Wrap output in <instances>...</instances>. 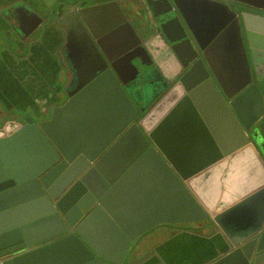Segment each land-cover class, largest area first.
I'll list each match as a JSON object with an SVG mask.
<instances>
[{
    "label": "water",
    "instance_id": "95a60500",
    "mask_svg": "<svg viewBox=\"0 0 264 264\" xmlns=\"http://www.w3.org/2000/svg\"><path fill=\"white\" fill-rule=\"evenodd\" d=\"M21 1L0 15L28 35L45 0ZM50 4L45 29L64 30L68 62L45 115L20 107L0 127V264H141L146 231L204 219L218 252L206 264H264V69L242 36L264 5Z\"/></svg>",
    "mask_w": 264,
    "mask_h": 264
},
{
    "label": "crops",
    "instance_id": "0c3cea01",
    "mask_svg": "<svg viewBox=\"0 0 264 264\" xmlns=\"http://www.w3.org/2000/svg\"><path fill=\"white\" fill-rule=\"evenodd\" d=\"M12 1L0 0V5L10 4ZM29 1L32 0H22L21 4L17 5L25 6L24 8L28 10ZM58 1L69 3L74 0ZM97 1L92 0V2ZM251 1L264 5V0ZM43 4H38L37 13L44 18L49 10L48 5H51L50 0H45V5ZM1 16L0 25L4 22ZM58 28H47L45 36L39 39L28 58L20 56L19 58L9 51L1 53L0 127L6 122L14 121L16 110L20 107L23 108V105H31L32 102L40 107H43L44 104L45 109L48 108L45 98L48 94H53V90L58 89L60 85L57 75L60 72V63L64 61L66 55L65 50L61 51L60 49L64 39L60 37ZM242 36L250 62L252 63L251 56L253 55L256 63L264 69V23L254 24L248 33L242 28ZM162 52L161 50L157 51V58L165 71H171L174 64ZM184 126L185 124L182 125L181 139L182 146L186 147L191 140L188 135L190 128L184 129ZM166 138L171 140L172 136H166ZM189 223L191 222H182V224L166 222L152 227L144 233L139 248L132 257L152 249L153 255L141 264H206L210 262L218 253L214 245L215 238L210 237V232L191 228Z\"/></svg>",
    "mask_w": 264,
    "mask_h": 264
},
{
    "label": "flooded vegetation",
    "instance_id": "af4514ba",
    "mask_svg": "<svg viewBox=\"0 0 264 264\" xmlns=\"http://www.w3.org/2000/svg\"><path fill=\"white\" fill-rule=\"evenodd\" d=\"M7 5V4H6ZM41 23L38 27H36L34 29V31L30 32L28 35H25V33L21 30V25L19 24V22L17 21V19L14 17V19L11 20V22H3L0 25V55L2 52H6L9 51L12 54H15L16 56H20L21 58H28L29 54H32V49L35 48L36 43L39 41V39H41V37L45 36V19L41 18ZM8 28V29H7ZM24 30L29 29V27L26 25H23ZM59 29V33H60V37L61 38H65L64 35V30L62 28H58ZM26 32V31H25ZM3 35H6L8 37V39L11 42H1V39H3ZM11 35V36H10ZM23 38V39H22ZM12 40H16L17 45L15 46L13 44ZM65 41V39H64ZM64 44V42H63ZM61 51L64 50V47L60 46ZM65 54V53H64ZM19 57V58H20ZM31 62V61H30ZM65 62L67 63V59L65 58L64 61L60 63L61 65H64ZM152 78V77H151ZM43 107H40L39 105H34L31 102V105H27L23 107H27V108H31V111L34 114H44L45 115V105H42ZM30 110L26 111V113L28 114H32L33 118L36 119L35 115H33V113ZM17 113V110H16ZM16 116V115H15ZM16 120L19 121V118L15 117V123L14 126H18V124L16 123ZM182 224V223H181ZM144 235V234H143Z\"/></svg>",
    "mask_w": 264,
    "mask_h": 264
},
{
    "label": "rangeland",
    "instance_id": "374dc122",
    "mask_svg": "<svg viewBox=\"0 0 264 264\" xmlns=\"http://www.w3.org/2000/svg\"><path fill=\"white\" fill-rule=\"evenodd\" d=\"M151 80V76L147 75L141 78V80H139V83L143 84L146 81H150ZM189 226L191 228H197L199 230H204V232H210V231H214L216 230V226L210 221V220H202V221H195V222H191L189 223Z\"/></svg>",
    "mask_w": 264,
    "mask_h": 264
},
{
    "label": "trees",
    "instance_id": "16d2710c",
    "mask_svg": "<svg viewBox=\"0 0 264 264\" xmlns=\"http://www.w3.org/2000/svg\"><path fill=\"white\" fill-rule=\"evenodd\" d=\"M204 220H207V219H204Z\"/></svg>",
    "mask_w": 264,
    "mask_h": 264
}]
</instances>
